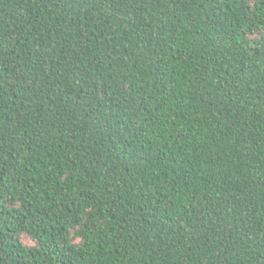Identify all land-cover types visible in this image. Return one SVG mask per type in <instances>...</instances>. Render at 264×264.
<instances>
[{"label":"trees","instance_id":"16d2710c","mask_svg":"<svg viewBox=\"0 0 264 264\" xmlns=\"http://www.w3.org/2000/svg\"><path fill=\"white\" fill-rule=\"evenodd\" d=\"M0 264H264V0H0Z\"/></svg>","mask_w":264,"mask_h":264}]
</instances>
